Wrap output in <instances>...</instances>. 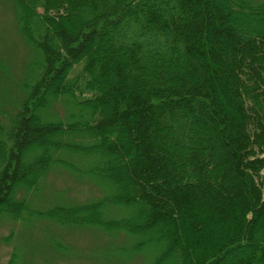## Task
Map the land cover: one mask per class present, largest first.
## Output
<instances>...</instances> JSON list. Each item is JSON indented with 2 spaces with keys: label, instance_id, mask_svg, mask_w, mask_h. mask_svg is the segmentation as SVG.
Wrapping results in <instances>:
<instances>
[{
  "label": "trees",
  "instance_id": "trees-1",
  "mask_svg": "<svg viewBox=\"0 0 264 264\" xmlns=\"http://www.w3.org/2000/svg\"><path fill=\"white\" fill-rule=\"evenodd\" d=\"M4 1L29 58L0 95V219L84 165L101 194L38 218L149 264H264V0Z\"/></svg>",
  "mask_w": 264,
  "mask_h": 264
},
{
  "label": "rangeland",
  "instance_id": "rangeland-1",
  "mask_svg": "<svg viewBox=\"0 0 264 264\" xmlns=\"http://www.w3.org/2000/svg\"><path fill=\"white\" fill-rule=\"evenodd\" d=\"M29 54L16 30L11 6L0 0V95L16 92ZM0 96V98H1ZM3 98V97H2ZM53 165L37 190L27 193L26 201L34 211L24 222L0 219V264H6L12 252L17 264H149L152 250H135L131 236H108L98 227L68 228L53 225L37 212L56 203L89 201L101 194L94 177ZM55 204V205H54ZM12 235L9 243L2 238Z\"/></svg>",
  "mask_w": 264,
  "mask_h": 264
}]
</instances>
